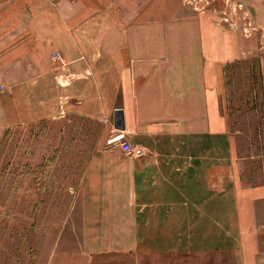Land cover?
Wrapping results in <instances>:
<instances>
[{"label": "crops", "instance_id": "0c3cea01", "mask_svg": "<svg viewBox=\"0 0 264 264\" xmlns=\"http://www.w3.org/2000/svg\"><path fill=\"white\" fill-rule=\"evenodd\" d=\"M200 1L0 0V145L15 129L60 120L96 122L99 143L106 142L118 119L144 150L132 157L105 145L90 155L79 246L54 250L48 264H115L102 259L156 254L157 241L171 251L178 230L220 238L217 157L172 145L187 143L190 128L196 139L230 131L221 89L206 86L204 65L214 66L219 81L236 48L207 56L220 45L204 39ZM190 160L204 169L189 168ZM233 177V231L262 239L264 217L254 202L264 199V185Z\"/></svg>", "mask_w": 264, "mask_h": 264}, {"label": "rangeland", "instance_id": "374dc122", "mask_svg": "<svg viewBox=\"0 0 264 264\" xmlns=\"http://www.w3.org/2000/svg\"><path fill=\"white\" fill-rule=\"evenodd\" d=\"M202 3L198 11L205 21L204 39L220 45L206 49L207 56L219 51L222 58L228 57V51L236 48V53L222 63L219 81L213 79L214 66L208 62L204 65L206 86L214 83L221 89L222 116L230 131L214 137L206 133L196 139L190 128L187 143L179 140L172 145L174 150L217 157L215 167L219 165L221 177L220 238L204 239L203 234H182L178 230L171 251L157 241L156 254L139 257L131 253L102 262L264 264V237L246 239L238 227L233 231L236 225L229 218L234 215L233 176L241 179L243 186L264 185V0ZM114 115L115 120L118 112ZM66 123L60 120L18 128L0 145V264H48L54 250L79 246L76 237L80 235L86 169L90 155L107 144L106 138L99 143L100 127L96 130V122ZM195 162L190 160L189 168H203ZM254 209L257 216L264 217V199L255 201Z\"/></svg>", "mask_w": 264, "mask_h": 264}, {"label": "built area", "instance_id": "2783aa9c", "mask_svg": "<svg viewBox=\"0 0 264 264\" xmlns=\"http://www.w3.org/2000/svg\"><path fill=\"white\" fill-rule=\"evenodd\" d=\"M53 57L55 59L60 58V52H54ZM106 144L109 147H117L132 157H141L144 154L143 149L134 147L128 140V131L126 129H121L119 126L117 127V130L113 131V133L108 137Z\"/></svg>", "mask_w": 264, "mask_h": 264}, {"label": "water", "instance_id": "95a60500", "mask_svg": "<svg viewBox=\"0 0 264 264\" xmlns=\"http://www.w3.org/2000/svg\"><path fill=\"white\" fill-rule=\"evenodd\" d=\"M118 124H119V127H120L121 129H124V128H125V127L122 125V124H123V120L121 121V123L118 122Z\"/></svg>", "mask_w": 264, "mask_h": 264}]
</instances>
